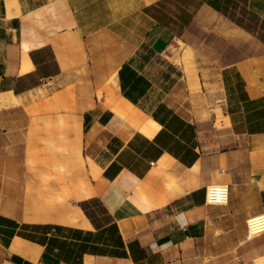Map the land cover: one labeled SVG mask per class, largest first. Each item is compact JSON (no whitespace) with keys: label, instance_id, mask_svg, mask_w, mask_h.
<instances>
[{"label":"crops","instance_id":"obj_1","mask_svg":"<svg viewBox=\"0 0 264 264\" xmlns=\"http://www.w3.org/2000/svg\"><path fill=\"white\" fill-rule=\"evenodd\" d=\"M241 2L0 0V264H264V0Z\"/></svg>","mask_w":264,"mask_h":264},{"label":"built area","instance_id":"obj_2","mask_svg":"<svg viewBox=\"0 0 264 264\" xmlns=\"http://www.w3.org/2000/svg\"><path fill=\"white\" fill-rule=\"evenodd\" d=\"M249 236L264 232V214H256L247 218Z\"/></svg>","mask_w":264,"mask_h":264},{"label":"rangeland","instance_id":"obj_3","mask_svg":"<svg viewBox=\"0 0 264 264\" xmlns=\"http://www.w3.org/2000/svg\"><path fill=\"white\" fill-rule=\"evenodd\" d=\"M218 1H221V0H218ZM236 1H237V4H238V2H240L239 5L242 6L241 5V3H242L241 0H236ZM246 14H248V12L240 11V17H244Z\"/></svg>","mask_w":264,"mask_h":264},{"label":"bare ground","instance_id":"obj_4","mask_svg":"<svg viewBox=\"0 0 264 264\" xmlns=\"http://www.w3.org/2000/svg\"><path fill=\"white\" fill-rule=\"evenodd\" d=\"M204 199H205V200H212V198H211V193H210V192H207L206 197H204ZM215 200H216V199H215ZM250 236H252V235L250 234Z\"/></svg>","mask_w":264,"mask_h":264}]
</instances>
